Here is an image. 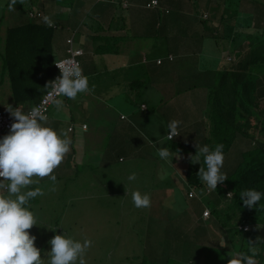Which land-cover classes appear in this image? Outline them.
<instances>
[{"label": "trees", "instance_id": "obj_1", "mask_svg": "<svg viewBox=\"0 0 264 264\" xmlns=\"http://www.w3.org/2000/svg\"><path fill=\"white\" fill-rule=\"evenodd\" d=\"M20 1L16 0L12 5L11 0H0V112L13 120L11 113L4 109L6 105H12V108L20 106L27 112L38 107L53 89V82L60 76L56 63L62 60L58 52V43L61 42L58 35L62 37L64 32H60L61 27L56 23L49 27L43 22L51 3L54 6L51 11L62 5L31 0L32 9L29 10L27 2L19 5ZM74 1L76 7H70L75 18L74 26L68 32L70 37L76 30L79 31L81 22L87 17L92 20L86 26L87 31L80 36L83 40H90L79 61L83 74L88 77V71L89 77L95 81L90 86L91 91L101 94L105 103L97 114L102 121L96 122L104 126H109L110 122L117 132L113 142L110 141V147L101 153H88L90 148L84 140V146L89 149H85L82 163L77 161L80 149L77 136L72 135L73 156L69 169L74 165L78 171L81 165H87V158L93 157V163L111 168L116 162L123 164L128 160L140 167V173L153 174L151 181H155L161 163L169 172L161 180L165 179L161 192L156 193L160 186L156 189L155 185L148 190L151 207L140 209V218L137 219L140 221L136 222L135 217L129 216V221L119 223L123 230L130 231L126 244L132 245V249L123 250L122 264H231V258L252 255L253 251L257 264H264V236L260 234L264 230V200L256 208H248L240 200L245 190L264 191V0H259L261 3L258 0ZM154 1H157V6L152 5ZM191 5L198 6L196 11L186 9ZM168 6L180 7L178 15L172 16ZM10 7L12 10H9ZM62 7L69 8L66 5ZM145 11L153 12L150 17L157 15V18L151 22L150 17L147 20L146 17L136 16ZM208 13L217 14L216 19ZM127 20L131 21V32L126 25ZM134 28L142 30L134 31ZM193 29L196 31L195 38L186 41L188 31ZM207 40H215L219 44L227 42L232 46L235 58L230 55L226 61L218 62L217 68L210 67L209 74L186 86V89H156L163 97L157 99L160 113L156 116L155 107H150L144 97L149 88L158 84L156 81L159 82L158 76L166 69L165 64L176 62L175 52L183 49H177V46L197 42L199 47H203ZM130 43L148 52H142L140 57L136 54L132 56L128 63L130 66L118 70L106 67L103 73L100 68L96 73L93 65L97 63V57L105 61V57L124 55L130 49ZM72 48L75 50L69 44L68 57ZM164 49L170 53L168 59L154 58V52H163ZM203 64L204 61H201ZM155 68L159 70L154 71ZM5 93L8 99L3 97ZM121 93L126 94L136 110L132 117H122L121 112L112 111V106L106 105ZM62 98L69 100L66 97L59 99ZM76 100L77 110H84L87 100L91 101L87 92L79 94L73 102ZM200 104L204 105L203 108ZM53 108L54 105L49 110V116ZM172 120L182 123L179 126L180 135L169 141L165 136L167 125ZM72 127L75 130L71 132H76V127ZM107 131L108 128L103 133ZM150 139L157 148L161 147L158 139L163 140V147H169L179 155H195L197 144H206L210 148L223 144L224 166L230 161L233 171L228 172L223 166L227 179L218 184L216 190L209 191L198 175L200 167L204 166L203 157L200 158L201 164L188 161L184 166L186 170L181 169L177 165L178 158L173 159V165L161 161ZM33 180L29 190L36 187L44 189L46 178ZM179 190L188 200L184 208L172 203V198L179 197ZM44 196L46 193L31 200V209L35 214V208L43 204ZM77 203L74 200L71 207L74 209ZM222 205L225 209L221 210ZM206 210L216 219L210 224L221 229L220 232L204 227L203 222L209 223L210 217L204 219ZM50 211L51 215L55 213L54 209ZM62 220L57 218L53 225L56 228L48 232L49 236L43 232V236L53 238L66 231L60 228ZM245 228L249 229L245 231ZM28 231L39 241L36 225ZM218 233L225 237L220 239ZM214 235L220 241L216 246ZM198 237L204 239L203 242H198ZM36 241L35 246L41 249V255L51 248L47 239L41 246ZM111 243L114 244L115 240ZM110 251L111 255L116 254L114 249ZM45 257L49 264L48 256Z\"/></svg>", "mask_w": 264, "mask_h": 264}, {"label": "rangeland", "instance_id": "obj_2", "mask_svg": "<svg viewBox=\"0 0 264 264\" xmlns=\"http://www.w3.org/2000/svg\"><path fill=\"white\" fill-rule=\"evenodd\" d=\"M21 1L19 2V5H24L26 2L28 3V5H31L32 3L31 0H24V2ZM37 1L41 3L54 2L58 5L69 6V8L58 6L56 9H53L51 11L50 8L52 7L54 8V6L51 3L49 9L47 8V15L51 17V19L57 24L59 28L64 25L73 24L75 22V18L73 17V13L71 12L72 10L71 8L76 7L74 0H37ZM214 1L216 0H211V2ZM195 7L196 9L198 8L197 5H191L189 7L187 6L186 9H189L191 11H196ZM168 8L171 10L173 14L172 16L178 15L179 13L178 10L180 7L170 8L168 6ZM55 10L57 11L54 12ZM151 14L154 13L145 11V13L140 12L136 16L146 17V19L148 20ZM208 14L212 15V13H208ZM216 16L217 14L212 15L211 17H213V19H216ZM211 17L209 16L210 19ZM155 18H157V15L150 17L149 20L153 22ZM168 19L169 17L166 18V20ZM85 21H86L85 25L88 23L89 24L92 23V20L89 17H87ZM138 29L142 30V28H134V31ZM86 30L87 28L84 26L80 31V34L82 35L83 32H86ZM194 30L195 29H193V31H188V34L185 37L186 41H189L188 39L191 37H193V39L195 38L196 35L194 34V32L196 33V31ZM178 31L181 30L179 29ZM80 38L82 40V37ZM145 40L141 39V41H145ZM217 42L218 41L215 40H207L203 44L204 45L203 47H199L197 42H195V44L194 43L191 44L192 42H187L188 43V45L186 44L187 46L186 45H182L181 47L177 46V49L183 48L184 50H186V52L183 49L177 50L175 52L177 54L176 62L173 64H167V65L165 64L164 68L166 69H163L162 73H160V76H158V78H160L159 82L156 81L158 84L156 86L149 88V92H147L145 95L146 97H144V100H148L150 107L152 108L155 107L156 116H159L160 113L159 110L160 105L159 104L157 105V99L159 98V100H161L163 98L162 95H159V92H157L156 89L159 90L160 89L171 90L174 88L186 89L189 85H193L196 82H198L197 81L198 79H203L205 74H209L210 67L213 69L217 68L216 65L218 64V62L220 63L226 61L228 58L231 57L230 55H232V58H235L236 54L233 51V48L230 44H228L225 41L222 42V40H221L222 43L220 42L221 44ZM130 44H131L130 48L134 49L133 43ZM165 49L169 50L168 48ZM135 50H132L131 53L132 54L135 53ZM169 54L170 53L165 50L163 52H154L153 56L154 58H162L166 60L168 59ZM137 55L140 57L142 55V52H138ZM106 58L110 61L112 60L113 62L116 60L115 56L106 57ZM99 61L102 62L101 65ZM201 61H204L203 65H201ZM105 62L106 61H104L101 57H98V62L95 65H93V68L95 69L96 73H99L100 68L102 73L105 72L107 67ZM202 66L204 68H202ZM196 68H198L199 71H197ZM157 70L159 69L155 68L154 71ZM87 75L89 79V85L91 86L95 81L93 78L89 77L90 75L88 74V71H87ZM87 94L88 97H90L91 101L87 100V105L83 106L84 110L80 108L77 111L76 109L73 108L70 109L73 112L76 111V113L77 112L80 113V116L75 118L76 119L75 122L79 124L78 126L75 127L77 132L76 139L78 140L80 145L79 154L77 155V159H78L77 161H79L80 163H82L85 149L88 148L87 146H84L85 143L82 139V136L79 137L78 135L81 133L79 129L81 127L80 125L83 122H87L88 124H90L91 126L90 134H92V137L94 138L92 139L91 137H88L87 141L86 139H84L86 142H88L90 148V150H87L88 153H92V151L96 153H101L106 151L108 147H110V141L113 142V137H115V134L117 132V129L113 128L114 126H112L110 122H109V126L107 125L104 126L101 125V123L96 122V120L102 121L100 117H98L97 119V114L103 109L105 105V103L102 102L103 99L101 94L95 93L94 91H90V93L87 92ZM3 97L8 99V95L6 93L4 94ZM62 99L65 105L66 99L64 98ZM69 100L73 101V99H69ZM109 103L111 105H109ZM109 103H106V105L109 107L112 106L111 108L113 109L112 111L121 112L122 114H126L129 116L133 114L134 107L129 103L126 94L123 93L118 94L115 100ZM11 107L12 105L9 106L6 105L4 109L8 110ZM54 111L55 108L52 109L50 119L48 120L49 124H51L52 119H54V114H55ZM82 115L84 116L80 119ZM65 122L66 121H64L62 124L63 126L66 125ZM106 128H108V131L104 134L103 132L106 131ZM68 137L72 139L74 136L69 135ZM83 137L85 138V136ZM71 148L72 147H70V151L65 156L61 165L53 173L56 176V181L53 182L48 177H45L46 180L43 186L44 189H42V191L44 192V194L46 193V196L47 195L48 196L47 197L44 196L42 200L43 204L35 208L36 216H38L37 221H39L38 224L36 225L38 230V234L36 236L39 237L38 239L39 241H36V243H38V245L41 246L42 242H44L46 239L48 243L52 239V237H44L43 232L49 236L48 232L56 228V226H53L55 220L57 218L58 219L63 218L62 222L60 223V228L66 230L65 233L70 234L74 238L81 241H83L86 238L91 239L93 241L92 247H90L87 250L85 255L86 264H122L123 254H124L122 253L123 250L132 249V245L126 244V239L128 238L127 233L130 231L123 230L124 227H122L119 223L122 222V220L129 221L128 220L129 216L130 218L135 217L136 222L140 221L137 219L140 218L138 212L140 211L141 208L138 209L134 207L131 199V193L136 190L148 193L149 192L148 190H151L152 186L154 185L156 186V189L160 186V189H158L156 193L161 192L164 189L163 181L165 179L163 181L161 180L163 179V177L168 176L169 172L166 169L165 165L161 163V165L158 167L159 172L158 174H156L155 181H151L152 179L150 178L153 174L140 173L139 172L140 167L132 165L133 163L132 162L129 163L128 160L123 164L116 162L113 164V168H111L107 166H102L98 162L93 163L92 162L93 157L87 158L86 160L87 165H81L82 168H79L78 171H76L74 165L70 170L68 166L73 156L71 153ZM232 154L234 155V152ZM192 156H194V154L179 155L178 158L179 164L177 163L176 164L179 165V168L186 170V167L184 166L188 161H192L191 160ZM234 162L235 161H233V163ZM65 163L67 165H65ZM226 164L227 165L224 167L227 168L228 172L233 171L232 170L233 167L231 166L230 161ZM132 172L137 173V180L135 182H129L127 180L128 175ZM177 172L179 173V171ZM78 175H80L79 178H77ZM145 175H147L148 177ZM174 175L177 176L179 174L174 173ZM177 193L179 194V197H177V199L172 198V203L176 207L184 208L187 205L185 201L188 200L183 195V192H181L180 190ZM70 199L71 201H69ZM74 200L77 201L78 203L75 205V208L73 209L71 205ZM110 201L111 203H109ZM112 202H116L117 205L115 206ZM67 204L70 205L68 206ZM31 205H32V201H30V206ZM51 209L55 210V213L53 215L50 214ZM220 209L221 210L225 209V206L224 205L220 206ZM208 210L211 212L210 209ZM131 212L134 214H129ZM208 220L209 223L203 222L204 227L214 228V232L221 231V229H218L216 226H214V224H210V221L216 220L212 215H210ZM243 230L247 231L248 229L245 228ZM62 234L63 233H61V235ZM260 234L264 236V230H261ZM217 236L220 239L225 237L224 234L220 235L219 233L217 234ZM217 236L214 235L213 238L214 246L218 245L217 243L220 242L216 240ZM114 240L115 243L114 244L111 243L114 242ZM203 240L204 239H201L199 237L197 238V241L200 243L203 242ZM112 249L115 250L116 254L113 253L111 255L112 252L110 250ZM50 251L51 248L46 251V254L41 255V258L43 259V264H47L46 261L47 259L45 256H48L47 253Z\"/></svg>", "mask_w": 264, "mask_h": 264}, {"label": "clouds", "instance_id": "obj_3", "mask_svg": "<svg viewBox=\"0 0 264 264\" xmlns=\"http://www.w3.org/2000/svg\"><path fill=\"white\" fill-rule=\"evenodd\" d=\"M15 2L11 0L12 5ZM43 22L49 27L54 25L47 15L43 17ZM58 67L60 76L52 84L50 98L58 94L60 97L76 99L79 94L91 91L88 77L78 65H73L72 60H65ZM52 103L57 110L64 106L63 99H53ZM8 110L15 122L9 133L0 137V264H43L41 249L35 246L36 237L28 230L38 224L30 201L43 196L44 192L40 187L29 189L34 183L33 178L48 177L56 181L53 173L69 153L72 141L66 133L53 128L48 123V117L38 107L27 112L20 106ZM181 123L179 120L168 123L166 140L172 141L180 135ZM149 142L161 161L173 165V159L179 158L178 152L163 147V140L158 139L159 148L151 139ZM223 149V144H217L214 148L197 144V152L191 157L192 163L200 164V158L203 157L206 167L201 166L198 175L209 191L216 190L218 184L227 179L222 170L225 160ZM127 180L135 182L137 173H130ZM131 199L136 208L151 207L150 193L136 190L131 193ZM240 200L244 206L256 208L264 200V191L245 190ZM48 243L51 245V251L47 253L49 264H86L85 255L93 241L87 238L78 240L64 231ZM255 255L253 251L252 255L242 254L238 258H231V264H257Z\"/></svg>", "mask_w": 264, "mask_h": 264}, {"label": "crops", "instance_id": "obj_4", "mask_svg": "<svg viewBox=\"0 0 264 264\" xmlns=\"http://www.w3.org/2000/svg\"><path fill=\"white\" fill-rule=\"evenodd\" d=\"M27 5V7H29L28 9L29 10H31L32 8H31V5H28V3L26 4ZM35 8V7H34ZM33 8V9H34ZM57 10H55L54 12H56ZM63 12V11H62ZM129 19H130V16H129ZM128 21V20H127ZM126 21V25H127V27L129 28V30H130V32L132 31L131 30V21H128L127 22ZM54 22V21H53ZM81 22V21H80ZM85 20L84 21H82L81 23H82V26L79 28V31H75V33H73V35L70 37V33H68V32H70V30H72V27L74 26H72V24H69V25H64V26H62L61 27V33L63 32V34H62V37L60 36V34L58 35V38L61 40V42H59L58 43V47H59V57H60V59H65V58H67L68 57V48H69V41H73V44H72V46H74V48H75V50H82L83 52H85V50L88 48V42H89V40L90 39H85V40H81L80 39V37L79 36H81V34H80V31L82 30V28L85 26H87V24L85 25ZM54 24H55V22H54ZM89 24V23H88ZM77 25V24H76ZM215 25V24H214ZM217 25V24H216ZM87 31V30H86ZM127 32H128V29L126 30ZM130 32H128V33H130ZM84 33V32H83ZM129 49V48H128ZM132 50H135V46H134V49H129V50H127V52L124 54V55H121V56H115V58H116V60L113 62L112 60L110 61V60H108L106 57H105V63H106V66L109 68V69H111V70H118V69H121V68H124V67H126V66H130V64H128V63H130L131 61V58H132V56H134L135 54L137 55V53L138 52H148V50L146 49H137L136 48V50H135V53H131V51ZM136 58V57H135ZM83 59V58H82ZM59 60V59H58ZM96 60H97V62H98V57L96 58ZM100 62V61H99ZM101 63L102 62H100V65H101ZM138 63V61L137 60H135V64H137ZM103 87V86H102ZM104 88V87H103ZM81 99H83V97L81 98ZM69 102V100L68 101H66V103H65V105L63 106V108L61 109V110H57L56 108H55V114H54V119H52V122H51V126L53 127V128H55L56 130H58V131H60V132H64V133H66L67 134V136H69V135H74L75 137H76V135H77V132H71L70 131V128H72V126H78L79 124H77L76 122H75V118L76 117H78V116H80V113L79 112H77L76 113V111H77V106H76V103H77V100L75 101V102H73V101H70V103H68ZM203 106L204 105H202V104H200V107L201 108H203ZM111 107V106H110ZM71 108H73V109H76V111H71L70 109ZM135 113H136V110L134 109V111H133V114L132 115H126V114H122V117H126V118H129V117H132L133 115H135ZM51 115V114H50ZM84 115H82L81 117H80V119L83 117ZM97 117H98V115H97ZM50 119V116H48V120ZM64 121H66L65 123H66V125L65 126H63L62 124H63V122ZM140 121V120H139ZM86 125V126H88V129L87 130H84L83 129V127ZM80 126H82V128L80 127V129H79V131H81V133L80 134H78L79 135V137L80 136H82V139H83V141H84V139H86V141H87V138L88 137H91L92 139H94L93 137H92V134H90V130H91V126H90V124H88L87 122H83ZM148 126V125H147ZM67 128V129H66ZM83 136H85V138L83 137Z\"/></svg>", "mask_w": 264, "mask_h": 264}, {"label": "built area", "instance_id": "obj_5", "mask_svg": "<svg viewBox=\"0 0 264 264\" xmlns=\"http://www.w3.org/2000/svg\"><path fill=\"white\" fill-rule=\"evenodd\" d=\"M153 6H157L158 3L157 1H154ZM69 44H73V41H69ZM83 55V51L82 50H74L73 48L70 50V56L62 59L60 61H58L56 63V67L59 69V65H61L65 60H72L73 61V65L76 66L78 65L81 68V63L79 61V58ZM60 71V69H59ZM53 89L49 92L52 93ZM49 93L45 95V97L43 98L41 104L38 106V108L40 109L41 113L46 115L47 117L49 116V110L51 108L52 105H54L52 103L53 99L56 98H61L60 96H58V94H54V96L52 98L49 97ZM15 122L12 118H10L9 116H7L6 114H4L3 112H0V137H3L4 135L8 134L11 128L12 123ZM84 130L88 129V126H84L83 127ZM75 129L72 127L70 128V131H74ZM205 213H207V215H205ZM204 213L205 218H208L210 216V212L207 210ZM249 229V228H247Z\"/></svg>", "mask_w": 264, "mask_h": 264}]
</instances>
